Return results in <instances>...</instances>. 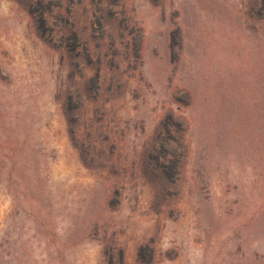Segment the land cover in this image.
Listing matches in <instances>:
<instances>
[{
    "label": "rangeland",
    "instance_id": "obj_1",
    "mask_svg": "<svg viewBox=\"0 0 264 264\" xmlns=\"http://www.w3.org/2000/svg\"><path fill=\"white\" fill-rule=\"evenodd\" d=\"M39 1L65 3L0 0V172H25V205L12 191L16 175L0 181V264H21L16 241L25 243L23 264H264V149L254 137L240 148L209 139L219 140L221 123L210 120L219 91L247 93L242 103L257 104L264 22L247 25L250 0L123 1L116 10L142 31L144 81L110 93L100 124L117 148L102 157L81 152L83 139L71 141L63 108L69 71L79 86L93 68L74 46L70 67L66 42L51 43L42 28ZM179 29L181 67L167 56ZM186 85L199 98L179 96L182 104L175 90ZM86 106L73 111L80 135L90 125ZM171 112L190 118L194 154L185 180L166 193L143 157Z\"/></svg>",
    "mask_w": 264,
    "mask_h": 264
},
{
    "label": "trees",
    "instance_id": "obj_2",
    "mask_svg": "<svg viewBox=\"0 0 264 264\" xmlns=\"http://www.w3.org/2000/svg\"><path fill=\"white\" fill-rule=\"evenodd\" d=\"M124 0H65V3L54 5L52 2L41 3L42 12L40 21L44 30L50 29L52 32L50 42L56 43V39L63 44L66 42L67 48L63 52V58L71 61L76 55L74 47L82 49V58L86 65L93 68V75L87 78L83 84L75 85L73 77L75 72L69 71L68 85L63 93V108L67 116L70 139L77 144V138L83 139L81 152L87 151L91 155L97 153L101 157L106 154V147L116 150V140L111 130L105 128L100 122L103 121L104 104L108 102L109 95L112 92L121 89H129L132 81L139 77L138 82L144 81L145 60L142 49H136V42L141 40L142 31L134 19L128 15L127 10L124 15L116 10L120 6L127 7ZM89 2L90 8H87ZM250 8L246 10L245 16L248 20L247 25L255 27L258 23L264 22V0H250ZM78 8H80L78 10ZM81 11V12H80ZM59 27V28H58ZM183 30L171 34L168 59L173 64L183 65V56L186 52L185 36ZM180 34H183L182 36ZM56 45V44H55ZM123 46V51L119 49ZM120 59V60H119ZM134 72V75L132 73ZM255 89L257 94L256 105L249 107L242 103L246 99L247 93L240 97L233 92L219 91L216 95L217 112L212 116L211 121L220 122L217 124L219 132L217 138L210 136L213 142L221 141L230 143L233 141L238 147H241L243 140L250 137L258 138L253 144L264 149V62L258 66L254 77ZM177 97L185 96L190 99H198L199 95L188 85L182 88H176ZM107 100V101H105ZM87 104H92L90 111V125L87 126V120L83 123L82 134L77 131L78 121L73 111L83 106V110L88 108ZM75 105H79L78 107ZM82 109V108H81ZM100 116V117H99ZM99 117V118H98ZM99 119V120H98ZM99 122V123H97ZM101 125V126H97ZM78 132V133H77ZM192 122L184 114L177 115L175 112L164 114L159 123L158 129L151 145L146 146L148 155H144V165L154 166V170L159 172L161 181L164 182L166 193L168 187H176L177 184L185 180L186 169L189 160L194 154L192 142ZM91 145L96 146L91 150ZM104 145H106L104 147ZM88 147L90 150H88ZM113 153V152H112ZM113 166L111 174L118 176V170ZM153 170V172H155ZM8 178L20 179V186L12 191L19 196L21 203L25 205V172H9L2 174L0 172V181L4 176ZM181 181V182H180ZM23 198V200H22ZM260 223L264 228V209L260 214ZM11 251L15 253L16 258L25 262V243L19 245L18 242L11 243Z\"/></svg>",
    "mask_w": 264,
    "mask_h": 264
}]
</instances>
